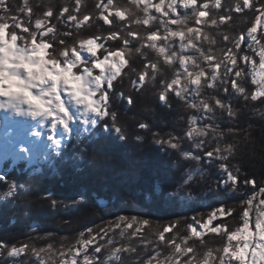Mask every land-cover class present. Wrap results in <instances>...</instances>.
I'll return each mask as SVG.
<instances>
[{
    "label": "snow or ice",
    "instance_id": "1",
    "mask_svg": "<svg viewBox=\"0 0 264 264\" xmlns=\"http://www.w3.org/2000/svg\"><path fill=\"white\" fill-rule=\"evenodd\" d=\"M79 4L80 0H76L77 13ZM132 4L143 5L140 8L143 15L133 18L136 25L149 26L158 21L159 27L155 29L146 27L144 35L125 29L126 35L122 37L123 47L113 50L107 46L106 41L115 40L117 32H109L107 37L93 35L91 38H82L79 47L73 44L71 48L63 39L64 36L71 35L70 32H63L57 37L54 26L46 25V20L53 17L63 20L64 13H68L67 21L78 22L81 18L70 12L67 7L54 12L49 6L35 19L33 27L31 23L33 10L28 0H23V6L17 8L21 15L28 13L26 20H22L17 12H13L6 0H0V97H7L6 100L0 99V109L10 110L17 116H28L33 119L41 117V125H44L47 118H52L50 127L52 134L55 135L58 126H62L63 137L70 139L73 132L70 125L74 116L68 109L76 107L83 126L82 132L87 134L89 141L108 137L126 143L128 137L116 123L117 116L111 110L110 98L114 91L113 81L120 75L123 66L129 63L125 59L126 52L130 50L128 37L139 36L141 46L134 48L136 53L143 55L141 49L146 42L148 49L163 57L165 65H177L170 82H161L158 101L171 109L173 107L171 100L177 98L187 108L193 110V114L188 116L187 129L183 135L171 131L161 135L158 131H152L148 123L142 122L138 125L140 129L151 132L152 142L161 151L175 150L182 159L195 162L194 168L181 167L182 175L173 190L167 192L165 202L176 203L178 191L191 189L193 184L199 181L207 184L211 180L217 190L244 197L243 200L236 201L243 205L239 213L242 226L234 231L222 233L226 236L227 243L222 249L216 250L215 257L209 250L201 258L196 248L188 243V236L182 237V243L177 242L178 232L170 237L165 236V233L178 229L179 218H176L158 231L160 244L153 249L154 254L147 256L146 259L140 258L141 254L135 247H114L113 240L108 236L110 229L94 230L95 226H92L80 231L76 243L67 246L70 260L65 259L63 247L57 249L61 258L56 264H127V260L121 258L123 252L136 254L134 264L153 262L232 264L233 259L240 264H246L245 255L250 246L252 264H257V252L259 264H264V207L258 205L254 207L257 198L259 205H264V183L258 185L255 177L247 176L239 164L230 163L236 154V146L231 142H225V132L221 129L220 123L216 122L224 115L230 119L237 117L240 109L233 107V98L242 100L244 104L259 100L260 104L264 105V33L257 35L255 23L247 28L246 34L232 35L229 31L221 30L225 22L233 19V11L243 13L245 9L258 13L255 15V21L264 24V0H234L227 6L222 0H200L199 3L198 0H158V3H153V0H132ZM112 6L113 0L96 5L101 9V19L104 22L109 20L104 12ZM178 9H183V13L181 14ZM125 11L117 8L115 16L124 20ZM82 19L89 21L90 17L83 15ZM209 25L214 26L215 31L210 30ZM49 36L50 38L46 40L45 37ZM98 49L101 50L99 55ZM82 51L89 55L83 56ZM256 56L259 58L258 61L254 58ZM149 65L153 70L151 73ZM249 66L252 73L251 84L255 86L251 91L240 82L241 78L247 77ZM157 69L158 64L150 60L144 65L143 71L139 72L138 79L132 83L143 84L146 75H150L155 81ZM96 70H99L98 74H94ZM133 71L136 69L133 68ZM34 88L39 89L36 95L32 94ZM209 89L213 91L206 94ZM65 91L67 96L62 99L61 94ZM218 91H222L227 99L217 95ZM117 95L126 99L128 104L133 103L131 97H124L122 93ZM24 105L28 106L27 110ZM253 111L264 116V110L260 108L253 107ZM248 126L251 127L250 122ZM239 131L238 128H227L229 133ZM33 134L40 135L35 131ZM49 139L52 140L53 137L50 136ZM134 139L140 142L144 137L136 135ZM185 142L191 145L190 150L184 149ZM53 144L59 150L62 138L54 139ZM86 148L85 144L84 149ZM27 151V148H20V152ZM176 163L179 166V162ZM213 169L214 172L211 171ZM4 180L5 177L0 176V182ZM245 187H251L254 191L245 193ZM17 188V182L12 181L11 190ZM9 194L11 195L12 191ZM188 196H191L190 191ZM80 199L82 201L84 198ZM77 203L79 201H74L73 206ZM50 204L53 210L58 204L68 207L56 199H51ZM234 211V208H225L221 205L209 214L203 228H208L217 216H225ZM253 212L254 219H250ZM193 221L197 225L200 223L195 217ZM111 223H115V226L121 229L120 235L123 236L125 230L121 225L126 223L127 228L131 229L137 223V216L119 215L110 222V225ZM139 223L148 224L149 221L143 219ZM250 223H254V232L250 229ZM225 227L226 225L221 224L214 226L211 231L220 232ZM188 228L191 229L192 236L201 235L192 224H189ZM132 235L136 233L133 232ZM233 241H242V246L237 243L233 249ZM161 246L167 249L163 260L160 259ZM54 247L53 243H48L46 248L27 243L9 247L6 243L0 242V257L18 258L22 254L30 253L36 257L34 264H46L41 254L46 251L51 253ZM105 249L108 251L106 258L99 255ZM10 264L27 262L12 259Z\"/></svg>",
    "mask_w": 264,
    "mask_h": 264
},
{
    "label": "trees",
    "instance_id": "2",
    "mask_svg": "<svg viewBox=\"0 0 264 264\" xmlns=\"http://www.w3.org/2000/svg\"><path fill=\"white\" fill-rule=\"evenodd\" d=\"M153 2L158 3V0ZM233 2L234 0H222L226 6ZM6 3L13 12H17L18 6H23V0H6ZM28 3L33 10L31 14L33 27L35 19L49 6L54 12L67 7L74 15L81 17L78 22L67 21L68 13H64L63 20L53 17L45 21L46 25L54 26L57 37L66 31L71 33L63 37L69 48L73 44L79 47L82 38H91L93 35L107 37L109 32H117L116 39L107 40L106 44L109 48L118 50L123 47L122 37L126 35L125 29L144 35L146 27L153 29L159 27L158 21L149 26L134 23L135 16L143 15L140 12L143 5H134L132 0H113V6L104 12V15L109 17V23L101 19V9L96 7L97 4L106 3V0H80L78 13L76 0H28ZM117 8L126 10L124 20L115 16ZM178 11L182 14L184 10ZM257 14L250 9H245L243 13L233 11V19L225 22L221 30L229 31L232 35L246 34L248 27L253 23L257 24L255 21ZM17 15L26 20L28 13L21 15L17 12ZM83 15H89V21H84ZM172 27L175 28L174 25ZM209 29L215 31L214 26L209 25ZM261 34L259 32L258 36ZM49 38L50 36L45 37L46 40ZM128 39L130 50L126 52L125 59L129 63L123 73L113 81L114 91L110 98L111 110L117 116L116 123L127 135V142H118L108 137L89 141L87 134L80 129L61 153H53L50 160L44 164L28 167L27 162L13 165L12 159L6 160L0 170V176L5 177V180L0 182V242L6 243L9 247L27 243L45 248L48 243H53L55 247L52 252L46 251L41 257L46 264H56L61 258L57 249L63 247L65 259L70 260L67 246L76 243L80 231L95 226L94 230L110 229L108 236L113 240L114 247H135L141 254L140 258L146 259L147 256L154 254L153 249L160 244L158 231L170 221L179 218L178 229L165 233V236L170 237L178 232V243H182L183 236H188V243L196 248L202 258L209 250L215 257L216 250L222 249L227 243V238L222 233L234 231L242 226L239 213L243 205L236 201H241L244 197L217 190L211 180L207 184L199 181L193 184L191 189L178 191L176 203L165 202L167 192L173 190L182 175L181 167L194 168L195 162L182 159L175 150L161 151L152 142L151 132L140 129L138 125L142 122L148 123L152 131H158L161 135L169 131L183 135L187 129L188 116L193 114V110L187 108L177 98L171 100L173 104L171 109L158 101L161 82H170L177 65H165L163 57L148 49L146 42L141 49L143 55L136 53L134 48L141 46L140 37ZM100 51L97 50V55ZM254 58L257 61L259 59L258 56ZM150 60L158 64V69L155 70L156 80L153 81L150 75H146L143 84L134 85L132 81L138 79L139 72L143 71L144 65ZM133 68L136 71H133ZM152 71L149 65V73ZM98 73L99 70H96L94 74ZM251 76L249 66L247 77L240 79L250 91L255 89L251 84ZM212 91L209 89L206 94ZM117 93L131 97L133 103L128 104L127 100ZM216 94L227 99L222 91ZM232 104L234 108L240 109L237 117L230 119L224 115L216 122L220 123L221 129L225 132V142H231L236 146V154L230 163L239 164L247 176L255 177L259 185L264 183V116L254 112L253 107L264 110V105H261L259 100L244 104L242 100L236 98H233ZM249 122L251 127L248 126ZM229 127L238 128L240 131L229 133L227 132ZM136 135L143 136V141H136L134 139ZM183 147L185 150L191 149L187 142ZM12 181L18 184L16 190H11ZM252 191L254 189L251 187L244 188L245 193ZM161 196L164 199H157ZM81 197L84 198L82 201ZM51 199L63 202L68 207L58 204L53 210ZM74 201L79 203L73 206ZM221 205L225 208H234L235 211L225 216H217L212 221L211 229L221 224L226 227L220 232L209 230L202 237L192 236L188 225L192 224L193 227L203 225L207 222L209 214ZM257 205L264 207L259 205V198L254 201V207ZM119 215L137 216V223L131 229L127 228L126 223L121 225L125 230L123 236L120 235L121 229L117 228L115 223L110 225V222ZM193 217L200 222L199 225L193 221ZM143 219H148L149 223H139ZM133 232L136 235H132ZM160 251V259L163 260L167 249L161 246ZM99 255L106 258L107 249ZM121 258L126 259L127 264H134L137 259L136 254L129 252L121 253ZM12 259L34 264L36 257L30 253L22 254L18 258L3 256L0 257V264H10Z\"/></svg>",
    "mask_w": 264,
    "mask_h": 264
},
{
    "label": "rangeland",
    "instance_id": "3",
    "mask_svg": "<svg viewBox=\"0 0 264 264\" xmlns=\"http://www.w3.org/2000/svg\"><path fill=\"white\" fill-rule=\"evenodd\" d=\"M154 3V2H153ZM154 11V10H153ZM157 16H159V14H156ZM109 23V21L107 22ZM256 27H257V35L259 34V32L261 33H264V24L262 23H257L256 24ZM95 46V45H93ZM82 55L87 57L89 54L86 52V51H82ZM118 59V58H117ZM126 66V64L123 66V68ZM122 68V69H123ZM74 72L76 71L75 69L73 70ZM259 78V77H257ZM103 86V85H102ZM35 89V88H34ZM33 89V90H34ZM32 90V91H33ZM63 93H66L67 94V91L63 92ZM0 99L2 100H6L7 97H0ZM26 108H28L27 105H24ZM0 111L3 113L2 115H0V170L3 166V164L6 162L7 159H12L14 160V165L20 163V162H27L28 163V166H37V165H40V164H44L45 162H48L50 160V157L53 153H61L63 148L62 149H54L53 151H51L49 154H46L43 150L47 148V145L46 143L48 141H50L49 137L52 136L53 137V134L52 132L49 130L48 133H49V137H48V140L45 141V143H43L42 146L39 147L38 149V160L35 161V162H31L29 159L27 158H20L19 160H17L15 157H14V153L15 152H20V148L21 147H24L25 148V143L27 142V138L25 136H23L21 134V131H19L23 126V124L21 122H19V116L15 115L14 113H12L10 110H5V109H0ZM71 113H73V116H74V120H73V123L74 124V131H73V134L71 135H75L76 133H78V131L80 129L83 128V126L81 125L80 123V114L79 112L77 111V108L75 107L74 109L72 110H69ZM29 119H33L31 117H28ZM51 127V125H50ZM32 131H29L27 133L28 136L32 135ZM47 133V135H48ZM19 139L20 142H18L17 144H15L16 140ZM72 138H66L65 137V146L70 142ZM13 150V151H12ZM264 206V205H262ZM250 219H254V215H251L250 214ZM197 228V231L201 232V235L199 237H202L204 236L209 230H211V224L208 226V228H203V225H200ZM250 229L254 232L255 229H254V223H250ZM253 239H256V238H253ZM237 243H240L241 246H242V241H233L232 242V247L233 249L235 248L236 244ZM251 252H252V248L250 246L249 250H248V253L245 255V262L246 264H252V260H253V257L251 256ZM82 259V257H81ZM256 260H257V264H259V253L257 252V257H256ZM232 264H240L239 261L233 259L232 260Z\"/></svg>",
    "mask_w": 264,
    "mask_h": 264
},
{
    "label": "bare ground",
    "instance_id": "4",
    "mask_svg": "<svg viewBox=\"0 0 264 264\" xmlns=\"http://www.w3.org/2000/svg\"><path fill=\"white\" fill-rule=\"evenodd\" d=\"M39 89L35 88L32 91L33 95H36L38 93ZM67 94L66 93H62L61 94V98L64 99L66 98ZM25 110H27V108L24 106ZM75 107H72L69 110L74 109ZM3 113L0 111V115H2ZM51 119L52 118H47L45 120L44 125L40 124V120L41 117H37L36 119H29L28 116H19V122H21L23 124L24 127H22L19 131H21V134L23 136H25L27 138V142L24 144L25 148L28 149L27 152H21L19 153L18 151L15 152L14 157L19 160L20 158H27L29 159L31 162H35L38 160V149L40 146L43 145V143H45V141L48 140L49 137V133L48 131L50 130V125H51ZM74 124H71L70 127H72V129L74 128L73 126ZM29 131H32L34 133L35 132H39L40 135L36 136L32 133V135L28 136L27 133ZM74 131V129H73ZM48 133V135H47ZM73 134V132H72ZM48 136V137H47ZM72 136V135H71ZM62 138V146L61 148L64 146L65 144V137H63V132H62V126H58V129L56 131V134L53 135V139L48 141L46 143L47 148L44 149L43 151L46 154H49L51 151H53L55 148V145L53 144V140L54 139H61ZM18 142H20L19 139L16 140L15 144H17ZM60 148V149H61ZM13 151V150H12Z\"/></svg>",
    "mask_w": 264,
    "mask_h": 264
}]
</instances>
